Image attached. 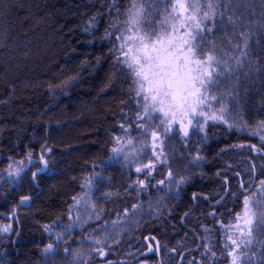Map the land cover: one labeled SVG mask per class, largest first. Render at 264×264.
Segmentation results:
<instances>
[{"label":"trees","instance_id":"trees-1","mask_svg":"<svg viewBox=\"0 0 264 264\" xmlns=\"http://www.w3.org/2000/svg\"><path fill=\"white\" fill-rule=\"evenodd\" d=\"M131 1L0 0V172L10 159L28 160L14 187H0V228L12 226L0 233V264H73L70 253L77 249L88 264H158L160 257L148 251V244L157 242L162 253L176 249L168 252V264H230L224 248L233 247L228 237L246 238L244 197L256 193L264 200V155L232 146L260 143L250 132L264 121V33L251 38L252 65L240 70L238 84L221 78L229 88L237 86L225 119L247 128L210 120L205 132L190 135L187 143L182 134H168L174 177L190 179L177 191L167 182L168 166H159L138 191L133 182L144 178L135 172L139 163L112 152L126 140L139 144L143 139L136 128L132 77L113 51L120 47L117 22ZM248 2L259 21L264 3ZM231 33L228 26L207 34L222 50L219 55L231 50L229 38L238 42ZM147 142L151 156L150 133ZM197 153L204 159L193 166L188 161ZM42 155L47 168L37 172L44 168ZM161 179L164 185L157 184ZM21 196L30 200L21 205ZM83 197L90 206L85 214L73 209ZM67 225L72 227L65 230ZM94 239L104 244L95 245ZM256 240H264V232H257ZM49 243L57 245L55 254L43 252ZM206 244L216 252L211 260ZM93 247H104L107 256L89 257ZM252 251L251 264H264V244L254 243L249 255Z\"/></svg>","mask_w":264,"mask_h":264},{"label":"snow or ice","instance_id":"snow-or-ice-1","mask_svg":"<svg viewBox=\"0 0 264 264\" xmlns=\"http://www.w3.org/2000/svg\"><path fill=\"white\" fill-rule=\"evenodd\" d=\"M161 4L164 5L163 10L159 7ZM129 12L127 23L131 26L130 30L135 31V35L117 37L123 42L119 49H113V51L123 55V59L117 57V62L125 65L129 75L135 77L133 83L137 85L134 90L137 98L135 119L138 123H136V128L143 137L139 141L143 148L139 152L133 148L131 153L125 154L124 159L129 160L131 155L139 163L135 172L143 174L144 178L138 177L133 182L139 185L138 191L145 188V180L152 177L153 172L159 166L164 165L168 166L167 182L174 183L178 191L179 187L190 179V176L174 177L171 167L173 158L167 153L164 138H169V133L173 137L182 134V138L187 143L186 138L190 135L205 132V126L209 120L228 123L229 128H247L246 124L235 125L225 119L232 111L229 107V99L235 100L237 86L229 88L221 78H225L229 83L236 80L238 84L240 70L245 67L251 68L252 50L249 42L257 33H264V13L257 21L254 18V10L249 7L248 0H141L139 7L134 0ZM228 26L232 28L231 37L238 36L239 40L233 43L232 38H229L228 44L231 45V50L219 55L218 53L222 50L214 41L208 40L207 34ZM225 35L229 34L226 32ZM129 39L138 41L135 56H130L124 51ZM244 75L247 76L248 73L245 72ZM213 102L219 107L213 108ZM236 103L238 104L239 101L237 100ZM200 117H203V122ZM177 124L179 125L178 131L175 127ZM121 128L125 133L129 131L123 124ZM149 133L151 156H148L146 151ZM250 135L259 136V145L241 144L232 147H248L252 152L264 155V121H260L256 130L250 132ZM206 139L207 137L204 136L202 142ZM119 142L117 138V143ZM127 143L131 145L132 139H129ZM122 150V148H113L112 152L119 155ZM28 156L31 158V153H28ZM112 159L114 157H109V161ZM143 159H147V163L140 162ZM203 159L204 157L197 153L188 163L198 166L199 161ZM40 160L44 168H38L37 172H43L47 168V161L43 155ZM22 170L19 167L13 168L10 164L6 171L9 177H14L19 176ZM251 170L256 171L255 165ZM37 172L32 173L33 180L37 178ZM95 175L99 176V173ZM0 179L3 177L0 176ZM165 183V179L157 181L159 185ZM260 185V195L264 197V180L260 181ZM196 196L197 194L193 193V199H196ZM73 199L76 200V197ZM29 200V196H21L20 204L23 205ZM138 207L135 204L132 206L133 210ZM244 208L243 219L247 231L242 232V236L246 238L237 242L229 236L228 239L233 247L229 248L228 244L224 245L228 257L231 258L230 264H245L246 261L251 264L256 257L255 251L249 255L251 246L257 242L264 244V240H256L257 232H264V200H257L256 193H252L251 196L245 195ZM12 212L14 215L16 208H13ZM125 215H127V210ZM240 218L237 217L238 220ZM71 227L72 225H67L65 230ZM44 228L46 231L51 230L48 225ZM11 230V225H5L0 228V233H8ZM61 238L62 234L57 233V240ZM146 239L151 241L156 238L153 236ZM93 243L99 246L103 245L104 241L94 239ZM161 247L159 242L155 246L149 243L148 251L160 257L158 264H168L171 259L168 257V252L174 253L176 249H167V245H164L167 251L162 253ZM204 247L211 251L210 245L206 244ZM56 251L57 245L53 243H49L43 249L45 254H55ZM64 252L69 253V249L66 247ZM93 253L102 259L107 256L104 247L91 248L88 256L91 257ZM70 254L73 264H88L87 259H82L83 251L77 249L71 251ZM215 257L216 252L211 251L209 259ZM107 264H112V262L107 261Z\"/></svg>","mask_w":264,"mask_h":264},{"label":"rangeland","instance_id":"rangeland-1","mask_svg":"<svg viewBox=\"0 0 264 264\" xmlns=\"http://www.w3.org/2000/svg\"><path fill=\"white\" fill-rule=\"evenodd\" d=\"M133 2L134 0L131 1V3L129 4V6L125 9V13H124V17L122 19H120L118 22H117V25H118V31L120 33L119 36H124V37H133L135 35V31L134 30H130L131 26L127 23V21L129 20V16H130V12L129 10L132 9V5H133ZM135 3L136 5L139 7L140 4H141V0H135ZM170 10V9H169ZM157 19H159V17H157ZM123 41L119 39V44H121ZM138 45V41H134L132 39H129L127 41V47H125L124 51L125 52H128L130 56H135L137 55V52H136V47ZM120 58L123 59V55L120 54ZM125 66V65H124ZM132 77V82L133 80L135 79L134 76H131ZM147 86V85H146ZM137 87L136 84L133 83V88L135 90V88ZM135 93V92H134ZM201 121H203V117H200ZM210 121V120H209ZM186 122V121H185ZM175 127L177 128V131L179 130V125H175ZM170 134V133H169ZM128 140H126L123 144V147H120L124 150V148L126 149L127 148V151H126V154H129L132 152V149L135 148L137 149V151L139 152L141 149L139 147L140 143L139 144H136V142H133L131 145H129L127 143ZM149 142H147L148 144ZM117 155V156H121V157H124L125 155L122 154V153H125V151H123ZM131 156V155H130ZM130 161V160H128ZM27 162L28 160H23V158H13V159H10L9 162L6 164L5 168L3 169V171L0 172V176L3 177V179H0V187L2 189H10L12 187L15 186V182L18 180V178L20 177V175L23 173V170L26 168L27 166ZM12 165L13 168H21L23 169L20 173H19V176H14V177H9L8 176V172L6 171L8 169V166L9 165ZM82 202L83 204L86 203V200L84 199V197L82 198ZM81 202H76L74 205H73V209L75 211H77V209L79 208L80 211L82 212L81 214H85L87 211H89L90 209V206L88 203H86V206L83 205ZM83 205V206H82ZM245 227L244 225V222H243V226L242 228Z\"/></svg>","mask_w":264,"mask_h":264}]
</instances>
